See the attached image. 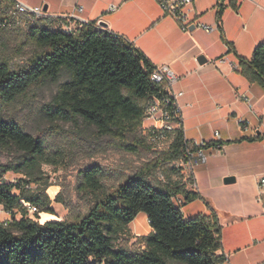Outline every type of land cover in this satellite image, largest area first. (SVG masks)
<instances>
[{"label": "trees", "instance_id": "trees-1", "mask_svg": "<svg viewBox=\"0 0 264 264\" xmlns=\"http://www.w3.org/2000/svg\"><path fill=\"white\" fill-rule=\"evenodd\" d=\"M12 6L13 0H0V10ZM222 14L221 10L220 21ZM22 45V50L27 45L34 47L25 62L0 59V106L67 75L43 109L51 123L77 126L82 121L126 152L151 150L139 133L147 103L166 97V85L151 81L155 67L134 44L97 24L65 33L42 19L26 29ZM238 70L249 83L264 89V44L249 61H240ZM184 146V133L176 130L166 150L112 191L102 184V167L81 170L79 188L92 197L88 212L72 220L40 223L39 214L55 215L53 201L46 191L32 193L27 186L40 181L36 172L43 164L58 161L50 155L45 138L29 134L18 122L4 118L0 110V149L14 148L22 155L18 165H0V205L12 215L10 221H0V264L223 263L225 257L218 255L222 240L216 213L188 219L182 211L184 205L179 207L174 201L178 196L185 203L200 198L183 168L171 167L183 160ZM159 171L168 179L162 186L151 180ZM9 172L25 173L30 180L18 185L4 182ZM25 204L37 207L35 219L29 217ZM140 215L147 216L151 228L141 239L142 249L116 248L115 241L128 233Z\"/></svg>", "mask_w": 264, "mask_h": 264}, {"label": "crops", "instance_id": "crops-1", "mask_svg": "<svg viewBox=\"0 0 264 264\" xmlns=\"http://www.w3.org/2000/svg\"><path fill=\"white\" fill-rule=\"evenodd\" d=\"M23 1L43 6L44 19L57 28L82 6V18L105 23L106 29L134 44L155 68L171 70L177 78L174 92L182 93L178 103L186 140L209 144L207 163L194 159L192 172L182 171L193 178L200 195L184 204L183 214L189 219L216 213L222 240L218 255L227 257L228 264L264 263V203L258 201L257 190L264 174V89L249 83L238 70L240 61H249L264 44V0H195V17L216 29L192 28L189 33L165 16L156 0ZM111 5L118 6V11L109 12ZM201 56L206 63H199ZM243 96L251 99L253 110ZM239 118L249 122L248 130L237 123ZM227 177H234L235 183L225 184ZM0 214L1 222L12 218L1 205Z\"/></svg>", "mask_w": 264, "mask_h": 264}, {"label": "rangeland", "instance_id": "rangeland-1", "mask_svg": "<svg viewBox=\"0 0 264 264\" xmlns=\"http://www.w3.org/2000/svg\"><path fill=\"white\" fill-rule=\"evenodd\" d=\"M1 30V60H9L17 64L25 62L32 56L34 52L32 45L21 49L25 42L26 29ZM67 79L68 76L63 75L58 83L36 87L16 102L0 106L4 118L18 122L31 135L45 138L50 145V155L58 161L57 164H43L40 171L36 172L40 181L32 182L28 188L32 193L46 191L53 201L52 207L55 215L39 214L40 223L72 220L88 212L92 206V197L79 188L81 170L93 166L102 167L105 170L102 184L107 191H112L169 147L168 141H161L157 144L149 142L148 131L149 127L154 124L153 122L144 121L139 133L147 140L151 150L141 151L139 154L120 149L113 140L100 137L94 127H88L82 121L77 126L64 122L51 123L43 109L51 103L60 84ZM21 159V153L14 148L0 149V165H18ZM4 180L18 185L22 184V181H29L30 177L25 173L9 172ZM151 180L160 186L168 181L161 171L157 172ZM35 214L29 212V217L35 219ZM20 218L21 215L18 214L17 219ZM0 220L2 221L1 214ZM149 232L148 221L141 215L135 224L129 226L128 233L115 241V246L116 248L126 247L133 252L139 251L142 249L141 239Z\"/></svg>", "mask_w": 264, "mask_h": 264}, {"label": "built area", "instance_id": "built-area-1", "mask_svg": "<svg viewBox=\"0 0 264 264\" xmlns=\"http://www.w3.org/2000/svg\"><path fill=\"white\" fill-rule=\"evenodd\" d=\"M163 11L165 16L175 19L182 32L189 33L192 28L198 30H204L207 32H213L216 26L207 25L195 17L194 3L195 0H156ZM119 9L116 5H111L108 8L109 12H117ZM84 8L78 6L74 12L67 17V21L61 26L62 31L65 33H71L77 28H81L90 22L82 18ZM45 11L43 6H30L23 0H13V6L9 10H0V29H28L29 27L36 24L38 21L44 19ZM78 20V22H75ZM100 29V27L97 25ZM151 81L157 85H166L167 96L163 99H152L147 103L145 119L144 121L153 122L152 127H149L148 137L149 142L157 144L161 141H168L170 144V138L176 130H182L183 128V112L182 108L178 103V99L182 96V93L174 92V85L177 78L171 72L168 67H157L152 73ZM240 98V97H239ZM245 100L251 110H253V104L251 99L246 96L241 97ZM237 123L243 128V130L249 129V122L243 118L237 119ZM215 138L220 140V133H215ZM185 146L182 150L183 160L171 164V167L187 168L190 173L192 172V161L194 159L200 160L201 163L205 164L208 160V142L206 141H195L189 143L184 135ZM191 177V176H190ZM192 178V177H191ZM193 180V178H192ZM4 182H6L3 179ZM192 187L195 188V182L193 181ZM29 188V186H27ZM258 190V201L264 203V174L260 177L257 185ZM177 206L183 207L185 199L182 196L174 198ZM30 213H37V207L31 204H25ZM183 211V208H182ZM11 220V219H10ZM8 220V221H10ZM6 222V221H5ZM149 223V221H148ZM227 257L221 264H228ZM264 264V263H260Z\"/></svg>", "mask_w": 264, "mask_h": 264}, {"label": "water", "instance_id": "water-1", "mask_svg": "<svg viewBox=\"0 0 264 264\" xmlns=\"http://www.w3.org/2000/svg\"><path fill=\"white\" fill-rule=\"evenodd\" d=\"M99 26L103 27V28L107 27V25L105 23H103V22L99 23ZM199 63H201V64L206 63L205 57L201 56L199 58ZM235 180L236 179L234 177H227V178H225L224 182H225V184H231V183H235Z\"/></svg>", "mask_w": 264, "mask_h": 264}]
</instances>
